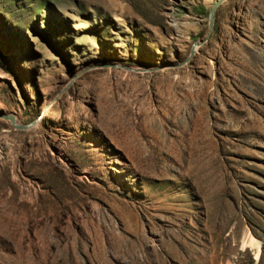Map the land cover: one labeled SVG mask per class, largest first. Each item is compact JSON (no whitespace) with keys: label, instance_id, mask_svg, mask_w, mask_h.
<instances>
[{"label":"rangeland","instance_id":"rangeland-1","mask_svg":"<svg viewBox=\"0 0 264 264\" xmlns=\"http://www.w3.org/2000/svg\"><path fill=\"white\" fill-rule=\"evenodd\" d=\"M217 1L0 0V264H264V0L178 67Z\"/></svg>","mask_w":264,"mask_h":264},{"label":"water","instance_id":"water-1","mask_svg":"<svg viewBox=\"0 0 264 264\" xmlns=\"http://www.w3.org/2000/svg\"><path fill=\"white\" fill-rule=\"evenodd\" d=\"M223 3L222 0L220 1H217L213 4L211 10L209 11V23H208V32H207V35L206 37L199 41V42H195L193 43L192 47H191V50H190V53H189V57L183 62L181 63L178 67H182L186 64H188L191 59L194 57L195 53H196V50L198 48H200L201 46H203L204 44H206L210 38H211V35L213 34V27H214V17H215V12L217 10V8ZM4 120L6 121H9L11 123V125L13 126V128L17 129V130H27L29 129L30 127L34 126L37 121L33 124H30V125H26V126H19L15 123V118L13 116H4L3 117Z\"/></svg>","mask_w":264,"mask_h":264},{"label":"bare ground","instance_id":"bare-ground-1","mask_svg":"<svg viewBox=\"0 0 264 264\" xmlns=\"http://www.w3.org/2000/svg\"><path fill=\"white\" fill-rule=\"evenodd\" d=\"M48 111V110H47ZM46 111V112H47ZM49 113H50V110H49ZM15 120H16V118H15ZM16 123V122H15ZM251 248H252V250H253V256H254V260L256 261V263L260 260V256H261V247H260V245L258 244V243H256V241L255 242H253L252 244H251Z\"/></svg>","mask_w":264,"mask_h":264}]
</instances>
